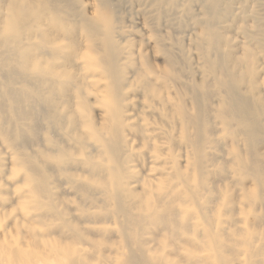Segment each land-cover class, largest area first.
I'll list each match as a JSON object with an SVG mask.
<instances>
[{
  "label": "bare ground",
  "instance_id": "obj_1",
  "mask_svg": "<svg viewBox=\"0 0 264 264\" xmlns=\"http://www.w3.org/2000/svg\"><path fill=\"white\" fill-rule=\"evenodd\" d=\"M0 264H264V0H0Z\"/></svg>",
  "mask_w": 264,
  "mask_h": 264
},
{
  "label": "rangeland",
  "instance_id": "obj_2",
  "mask_svg": "<svg viewBox=\"0 0 264 264\" xmlns=\"http://www.w3.org/2000/svg\"><path fill=\"white\" fill-rule=\"evenodd\" d=\"M84 1L90 2L91 0H84ZM153 62H154L155 65H157L159 67H163L164 66V64L162 63L161 60H154ZM13 234H14V239H17V237H18L19 240H23V239L26 238L23 233H20L19 235H17L16 233L13 232Z\"/></svg>",
  "mask_w": 264,
  "mask_h": 264
}]
</instances>
